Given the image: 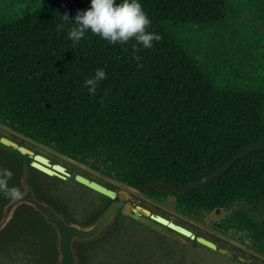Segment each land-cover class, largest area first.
<instances>
[{"label": "trees", "instance_id": "16d2710c", "mask_svg": "<svg viewBox=\"0 0 264 264\" xmlns=\"http://www.w3.org/2000/svg\"><path fill=\"white\" fill-rule=\"evenodd\" d=\"M0 0V123L264 255V0Z\"/></svg>", "mask_w": 264, "mask_h": 264}, {"label": "water", "instance_id": "95a60500", "mask_svg": "<svg viewBox=\"0 0 264 264\" xmlns=\"http://www.w3.org/2000/svg\"><path fill=\"white\" fill-rule=\"evenodd\" d=\"M236 159L200 181L134 188L0 124V264H264L139 193L202 186Z\"/></svg>", "mask_w": 264, "mask_h": 264}, {"label": "rangeland", "instance_id": "374dc122", "mask_svg": "<svg viewBox=\"0 0 264 264\" xmlns=\"http://www.w3.org/2000/svg\"><path fill=\"white\" fill-rule=\"evenodd\" d=\"M35 1L41 3V2H46V1H49V0L16 1V2L14 3V5H17V6H22V5H30V6H32V5H37L38 3H36ZM77 162H78V161H77ZM79 163H80V162H79ZM80 164H82V163H80ZM82 165H84V166L90 168L89 166H87V165H85V164H82ZM90 169H91V168H90ZM98 173H100V174L106 176L105 174H103V173H101V172H98ZM107 177H108V176H107ZM108 178H110V177H108ZM120 183L123 184L122 182H120ZM140 194H142V193L140 192ZM142 195H144V194H142ZM144 196H145V195H144ZM163 206H165V207H167V208H169V209H171V210H174V212H176V213H178V214L183 215L182 213H180V212H178V211H175V209H174L173 206H172V199H171V198L169 199V202L164 203ZM218 216H219V215H218ZM218 216L213 215L211 218H217ZM185 217L188 218V219H190V220H192V221H195L196 223H198V224L202 225L203 227L207 228L209 231H211V232H213V233H215V234H217V235H220V236H222V237H224V238H226V239H228V240H230V241H232V242H234V243L240 245L241 247H243V248H245V249H247V250H249V251L256 252L255 250L251 249L249 246L243 244L241 241H239V240L233 238L230 234H228V233H223V232H220V231H218V230H215L210 224H208V222L206 223L205 221L209 219V215H207V216L205 217V221H197V220L192 219V218H190V217H187V216H185ZM206 218H207V219H206ZM256 253H257V252H256ZM259 256L264 257V255H262V254H260V253H259Z\"/></svg>", "mask_w": 264, "mask_h": 264}, {"label": "flooded vegetation", "instance_id": "af4514ba", "mask_svg": "<svg viewBox=\"0 0 264 264\" xmlns=\"http://www.w3.org/2000/svg\"><path fill=\"white\" fill-rule=\"evenodd\" d=\"M0 124H2V123H0ZM2 125H4V126H7V125H5V124H2ZM7 127H9V126H7ZM9 128H11V127H9ZM12 129V128H11ZM14 130V129H13ZM17 132V131H16ZM49 148V147H48ZM51 149V148H50ZM53 150V149H52ZM57 152V151H56ZM90 169V168H89ZM91 170H93V169H91ZM95 171V170H94ZM95 172H97L98 173V171H95ZM100 174V173H99ZM102 175V174H101ZM104 176V175H103ZM105 177H107V175L105 176ZM109 177V176H108ZM107 177V178H108ZM109 179H111V180H114L115 182H118V183H120V181H117V180H115V179H113V178H109ZM142 194H144V195H142L143 197H145V198H148V199H150V200H152V201H155V202H157L158 204H160V205H162L163 206V204L164 203H162V202H159V201H157V200H155V199H153V198H151L150 196H148V195H146L143 191H140ZM139 192V193H140ZM175 209V208H174ZM223 211H225L224 209H222ZM174 211V210H173ZM175 211H177V210H175ZM223 211H222V213L218 216L216 213H215V210L213 211V212H211V213H209L208 215H209V219L208 220H204L206 223L208 222V224H210L213 228H214V224H216V225H219V223H220V217L221 216H223ZM184 215V214H183ZM213 215H216V216H218L217 218H211ZM184 216H186V215H184ZM207 219V218H206ZM215 229V228H214ZM216 230V229H215ZM240 241V240H239ZM242 242V241H241ZM243 244H245V245H247L246 244V242H242ZM248 246V245H247ZM251 248V247H250ZM252 249V248H251ZM254 250V249H253ZM257 252V251H256ZM257 253H259V252H257Z\"/></svg>", "mask_w": 264, "mask_h": 264}]
</instances>
